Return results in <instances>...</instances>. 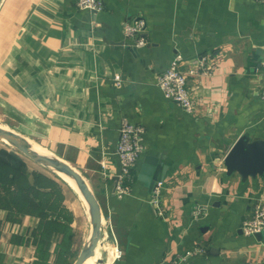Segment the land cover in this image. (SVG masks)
Here are the masks:
<instances>
[{
    "label": "crops",
    "instance_id": "obj_1",
    "mask_svg": "<svg viewBox=\"0 0 264 264\" xmlns=\"http://www.w3.org/2000/svg\"><path fill=\"white\" fill-rule=\"evenodd\" d=\"M101 1L98 13L80 10L78 0L0 6V89L20 106L22 122L36 121L38 146L73 166L96 196L103 220L95 260L264 264V231L257 238L241 229L264 207V173L226 165L238 141L264 145V3ZM136 18L147 23L148 45L140 49L128 46L124 34ZM176 54L185 58L183 70L197 56H207L213 68L189 78L194 116L157 86ZM115 76L122 86H114ZM125 121L144 126L145 149L119 194L116 150ZM28 169L18 173L0 163V264H74L78 221L91 222L90 210L61 180L41 172V183ZM159 181L164 218L150 204ZM200 204L209 215L195 221ZM198 249L206 254L187 257Z\"/></svg>",
    "mask_w": 264,
    "mask_h": 264
},
{
    "label": "built area",
    "instance_id": "obj_2",
    "mask_svg": "<svg viewBox=\"0 0 264 264\" xmlns=\"http://www.w3.org/2000/svg\"><path fill=\"white\" fill-rule=\"evenodd\" d=\"M260 1L264 3V0ZM77 5L80 10L91 13H98L103 10L101 0H78ZM124 34L127 45L132 48L140 49L148 45L147 23L143 18H136L126 22L124 25ZM184 60L183 55L176 54L169 68L158 78L157 86L160 88L166 100L178 104L188 115L194 116L197 104L189 90V78L199 75H211L213 68L209 66L207 56L195 57L191 60V65L185 70L181 66ZM113 83L114 86L120 87L123 84V79L121 76H115ZM261 99L264 101V80ZM144 134L145 128L140 124L129 121H125L122 124L116 150L121 166V174L117 184V192L119 194H123L126 190V183L132 181L133 171L144 153ZM164 188L165 183L163 181L157 182L150 199V204L160 218L165 217L161 202ZM208 215L209 207L204 204L197 205L192 210V217L195 221L206 219ZM241 229L243 234L249 237H254L256 234L262 233L264 231V207L257 206L252 218L245 221ZM205 254L206 251L204 249H198L189 252L187 257L204 256ZM118 256H121L120 250H118Z\"/></svg>",
    "mask_w": 264,
    "mask_h": 264
},
{
    "label": "water",
    "instance_id": "obj_3",
    "mask_svg": "<svg viewBox=\"0 0 264 264\" xmlns=\"http://www.w3.org/2000/svg\"><path fill=\"white\" fill-rule=\"evenodd\" d=\"M1 3L2 0H0V6ZM0 142L10 147L16 148L29 155L33 159L38 160L46 168L55 172H61L74 180L79 190L89 201L91 206V233L87 244L81 251L74 264H85L89 259H93L96 256V250L101 239L103 217L101 206L96 199V196L91 191L90 187L85 182L80 173L69 164L50 157L46 152V154L38 152L34 148H38V146L33 145L26 138L2 131L1 126ZM226 165L230 170L237 169L244 172L264 173V145L250 146L243 140L238 141L227 155ZM160 177H163V175ZM262 235V233H259L256 234V237L260 238Z\"/></svg>",
    "mask_w": 264,
    "mask_h": 264
},
{
    "label": "rangeland",
    "instance_id": "obj_4",
    "mask_svg": "<svg viewBox=\"0 0 264 264\" xmlns=\"http://www.w3.org/2000/svg\"><path fill=\"white\" fill-rule=\"evenodd\" d=\"M0 86L1 87L3 86L1 81H0ZM10 99H11V94H9L8 92H5V90L3 88L0 89V126H1V130L4 132L14 134V135L22 136V137L26 138L29 142H31L33 145L38 146L37 143H42L43 140L36 136V131H35V127L37 125L36 121L35 122H29V123H27V121L22 122L21 116H20V106L18 105L19 108L16 106H12ZM7 100L9 101V103ZM35 120H36V118H35ZM23 135H25L26 137ZM38 147H40V146H38ZM2 148H8L11 151L17 152L18 155L21 156L26 161V163L29 166L28 170H30V171H28L27 174L32 179H37V181L39 182V181H41L40 178L42 177V174L45 173L49 176L48 178L54 179V180H61L64 187H68L70 190L71 189L74 190L63 178H61L57 174V172L46 168L38 160L33 159L29 155L21 152L20 150H18L16 148L10 147V146L5 145V144L0 142V149H2ZM40 148H42V147H40ZM45 152L50 157L57 159L53 154L51 155V153H49L47 150H45ZM65 163H67V162H65ZM41 172H42V174H40ZM43 182H46V180L41 181V183H43ZM37 194H38V192H37ZM78 198H80V197L78 196ZM83 202L84 201H82V203ZM70 206H71V208H75L76 205L71 203ZM84 206H86V205L84 204L83 208H85ZM77 226H78V228H81V231H82V233L79 234V237L77 239V255H78L79 252H81V250H83V248L85 247V245L88 242V239H89V236L91 233V222H89V220H87V221L80 220V221H78ZM98 256H99L100 260L101 259L103 260L107 257V254L103 251V249L99 248L98 249ZM78 257L79 256H77L76 260L78 259ZM88 261H91L89 264H98L97 259L95 260V257H94V259H89Z\"/></svg>",
    "mask_w": 264,
    "mask_h": 264
},
{
    "label": "trees",
    "instance_id": "obj_5",
    "mask_svg": "<svg viewBox=\"0 0 264 264\" xmlns=\"http://www.w3.org/2000/svg\"><path fill=\"white\" fill-rule=\"evenodd\" d=\"M0 163L11 168L14 172H25L27 171L26 161L18 155L17 152L11 151L8 148L0 149ZM28 176V174H26ZM29 191L31 190V187ZM37 193V192H36Z\"/></svg>",
    "mask_w": 264,
    "mask_h": 264
},
{
    "label": "bare ground",
    "instance_id": "obj_6",
    "mask_svg": "<svg viewBox=\"0 0 264 264\" xmlns=\"http://www.w3.org/2000/svg\"><path fill=\"white\" fill-rule=\"evenodd\" d=\"M35 148V150H37L38 152H40V153H42V154H46L45 153V150L44 149H42V148H40V147H34ZM57 174L61 177V178H63L74 190H75V192L79 195V197L85 202V204L87 205V207L89 208V210H91V206H90V203H89V201L84 197V195L81 193V191L79 190V188H78V186L76 185V183L74 182V180L71 178V177H69V176H67V175H65V174H63V173H61V172H57ZM106 237V236H105ZM91 261H86V263L85 264H89Z\"/></svg>",
    "mask_w": 264,
    "mask_h": 264
}]
</instances>
